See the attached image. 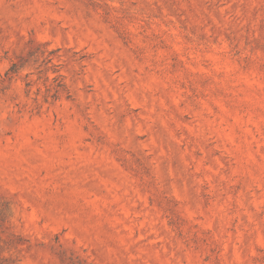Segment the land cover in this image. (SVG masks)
<instances>
[{
    "label": "rangeland",
    "instance_id": "1",
    "mask_svg": "<svg viewBox=\"0 0 264 264\" xmlns=\"http://www.w3.org/2000/svg\"><path fill=\"white\" fill-rule=\"evenodd\" d=\"M0 264H264V0H0Z\"/></svg>",
    "mask_w": 264,
    "mask_h": 264
}]
</instances>
